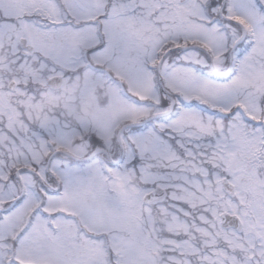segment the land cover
Returning <instances> with one entry per match:
<instances>
[{
	"label": "snow or ice",
	"instance_id": "6c2138e0",
	"mask_svg": "<svg viewBox=\"0 0 264 264\" xmlns=\"http://www.w3.org/2000/svg\"><path fill=\"white\" fill-rule=\"evenodd\" d=\"M0 264H264V0H0Z\"/></svg>",
	"mask_w": 264,
	"mask_h": 264
}]
</instances>
